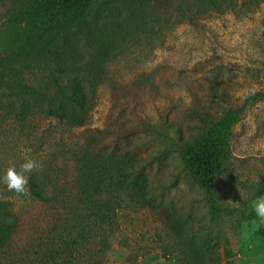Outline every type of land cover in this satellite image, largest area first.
Returning <instances> with one entry per match:
<instances>
[{
    "label": "rangeland",
    "instance_id": "obj_1",
    "mask_svg": "<svg viewBox=\"0 0 264 264\" xmlns=\"http://www.w3.org/2000/svg\"><path fill=\"white\" fill-rule=\"evenodd\" d=\"M225 2L229 7L216 10L199 0H171L147 28L124 25L100 63L98 43L89 45L80 34L73 65L22 53L16 0H0V70L6 82L0 90V176L10 166L19 169L25 158L40 164L25 174L23 194L0 182V200L12 202L20 218L0 264H40L51 250L62 251V264H195L175 248L171 224L213 252L216 260L209 264H264V223L251 207L264 195V99H254L264 95V0ZM94 64L100 66L92 85ZM75 77L84 80L91 101L84 126L47 116L41 99L23 91H53ZM25 101L29 110H22ZM231 109L242 111L208 192L181 150ZM89 146L135 156L138 172L149 179L154 207L125 198L110 249L92 239L80 241L78 251L68 250L76 237L75 156ZM31 179L48 195L60 194L59 203L35 201Z\"/></svg>",
    "mask_w": 264,
    "mask_h": 264
},
{
    "label": "trees",
    "instance_id": "obj_2",
    "mask_svg": "<svg viewBox=\"0 0 264 264\" xmlns=\"http://www.w3.org/2000/svg\"><path fill=\"white\" fill-rule=\"evenodd\" d=\"M219 10L229 7L225 0H199ZM14 23L24 31L21 52L30 58L50 57L71 64L78 61L80 34L94 46L98 43L96 61L108 57L121 39L123 26L147 28L158 22L162 10L171 6V0H16ZM182 1L178 10L183 12ZM222 11V10H221ZM98 42H94L97 41ZM99 66L92 69L90 83L97 79ZM84 80L75 77L66 84H57L53 91H36L28 86L23 91L41 99L40 107L52 118L67 121L73 126L88 122L91 101ZM6 85L4 71L0 70V90ZM254 99H264L258 94ZM43 103H46L43 105ZM29 101L22 110H29ZM242 109H231L202 136L186 143L181 150L186 167L199 185L212 191L211 180L218 174L227 159L233 127ZM75 194L72 202V221L76 237L68 243V250L78 251L79 242L99 239L100 245L110 249L109 239L118 228L117 212L125 198L132 203L153 208L149 179L138 172L135 156L117 151L86 147L75 156ZM32 198L44 205L59 203L60 194L48 195L38 181L30 180ZM67 199L63 201L66 203ZM20 227V218L13 211V204L0 200V252L11 243ZM175 248L189 256L195 264H209L216 258L212 251H203L193 243L178 224H171ZM227 256H232L227 252ZM40 264H62V251H47ZM67 263L71 264L69 261ZM220 264V261L215 262Z\"/></svg>",
    "mask_w": 264,
    "mask_h": 264
},
{
    "label": "clouds",
    "instance_id": "obj_3",
    "mask_svg": "<svg viewBox=\"0 0 264 264\" xmlns=\"http://www.w3.org/2000/svg\"><path fill=\"white\" fill-rule=\"evenodd\" d=\"M40 167V164L32 159L25 158L24 162L19 165V169L15 166H10L6 169L4 174L0 176L2 182L9 191H14L17 194L26 192V185L28 184V176L34 169ZM252 210L261 223H264V195L258 196L252 201Z\"/></svg>",
    "mask_w": 264,
    "mask_h": 264
}]
</instances>
